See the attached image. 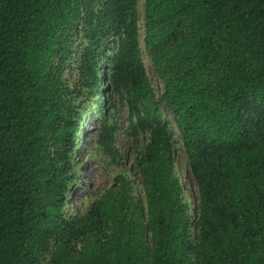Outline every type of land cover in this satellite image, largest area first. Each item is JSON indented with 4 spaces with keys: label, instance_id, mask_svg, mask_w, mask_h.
I'll return each mask as SVG.
<instances>
[{
    "label": "trees",
    "instance_id": "trees-1",
    "mask_svg": "<svg viewBox=\"0 0 264 264\" xmlns=\"http://www.w3.org/2000/svg\"><path fill=\"white\" fill-rule=\"evenodd\" d=\"M138 2L0 0V264L48 252V264H264V0H144L160 97ZM70 64L100 93L97 141L114 159L115 96L127 106L145 203L119 174L85 213L68 212L80 126ZM164 104L199 189L195 216Z\"/></svg>",
    "mask_w": 264,
    "mask_h": 264
},
{
    "label": "rangeland",
    "instance_id": "rangeland-1",
    "mask_svg": "<svg viewBox=\"0 0 264 264\" xmlns=\"http://www.w3.org/2000/svg\"><path fill=\"white\" fill-rule=\"evenodd\" d=\"M138 8L140 10V39L143 65L146 69L147 76L151 82L158 97H160L163 90V84L155 73L152 64L146 54L144 48V0H139ZM107 69H101L104 76ZM66 78L71 88L78 93L77 96V118L80 117V126L77 132V147L74 151V172L76 178L70 186V196L68 199V212L85 213L89 209L92 200L98 196L103 190L110 187L119 174H125L133 182L134 196L145 203V193L141 183L140 174L135 167V159L137 157V149L134 146L133 139L128 134L129 123L127 121L128 110L127 106L121 102L120 98L115 96V108L112 109V119L117 120L120 124L121 130L117 133V148L119 149V156L114 159L110 157L103 148L99 145L97 138L98 132L95 125L94 117L98 107L94 106L95 97L99 99L100 93L97 95L96 91L91 87V81L82 83L78 77L75 64H70L66 73ZM101 86V83L99 82ZM162 111L165 119L168 122L169 132L174 142L176 152L175 167L178 176L180 177L184 186V197L191 204V212L194 213V207L198 201L199 189L193 179L189 167L185 149L176 128L173 117L167 106L162 105ZM86 114V115H85ZM85 115V117H84ZM141 144L146 141V135L139 133ZM86 142V146L85 143ZM194 216L196 214H193ZM197 228H192V235H197ZM79 244V241L76 242ZM52 251V249H51ZM51 252H48L38 264H48Z\"/></svg>",
    "mask_w": 264,
    "mask_h": 264
}]
</instances>
